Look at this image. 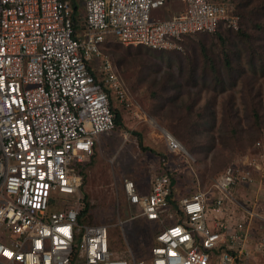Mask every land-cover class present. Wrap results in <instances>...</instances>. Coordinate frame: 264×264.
<instances>
[{"label": "built area", "instance_id": "1", "mask_svg": "<svg viewBox=\"0 0 264 264\" xmlns=\"http://www.w3.org/2000/svg\"><path fill=\"white\" fill-rule=\"evenodd\" d=\"M239 22L231 0H0V264H264L263 137L186 193L171 169L148 192L121 175L134 215L160 225L149 256L113 248L112 224L79 220L81 176L115 126L112 102L132 107L106 42L173 50ZM161 133L167 150L191 155Z\"/></svg>", "mask_w": 264, "mask_h": 264}, {"label": "rangeland", "instance_id": "2", "mask_svg": "<svg viewBox=\"0 0 264 264\" xmlns=\"http://www.w3.org/2000/svg\"><path fill=\"white\" fill-rule=\"evenodd\" d=\"M231 1L240 20V12H245L253 3V0ZM249 1L251 3L245 5ZM219 32L229 37H223L224 41H221ZM203 49L209 59L204 58ZM105 51L120 71L132 107L113 101L121 123L111 131L101 133L95 144L82 185V192L90 202L83 222L112 224L109 231L113 248L125 252L130 246L135 257H145L150 254L152 234L160 225L157 221L134 215L138 207L128 204L122 194L121 175L131 176L141 192H148L149 181L164 170L161 163L165 161L178 185L176 192L194 190L193 180L197 186L205 187L211 176L246 152L254 140L264 139V74L260 70L252 72L247 44L223 24L216 32L184 37L180 47L173 50H154L110 39L105 44ZM226 54L235 66L244 69L232 85L225 72ZM190 64L195 67L192 72ZM167 94L176 97L173 104L167 103L161 109ZM188 104L192 122L199 112L204 115L193 123L195 134L191 135L190 144L164 123L174 115L186 114ZM254 107L259 112L257 116L252 113ZM135 110L145 115L140 118L133 114ZM161 127L172 132L191 155L168 152ZM200 171L208 177L204 183L200 180ZM209 193L214 195L215 189L210 188ZM81 203L84 205V200ZM254 259L256 256L251 258Z\"/></svg>", "mask_w": 264, "mask_h": 264}, {"label": "trees", "instance_id": "3", "mask_svg": "<svg viewBox=\"0 0 264 264\" xmlns=\"http://www.w3.org/2000/svg\"><path fill=\"white\" fill-rule=\"evenodd\" d=\"M251 2H246L245 5L250 4ZM241 14V22L239 23V26L237 29H234L232 27L227 26V28L229 29V31H235L236 34H238V36L244 40V42L247 44V54H248V63L250 65V68L252 69V72H257L258 70H260L261 74H264V0H253V3L250 6H247V9L245 10V12H240ZM222 24H219L218 28L214 31L216 32L218 29L221 28ZM198 33H212V32H196L195 34ZM220 33V32H219ZM193 35V34H192ZM190 36V35H186L185 37ZM221 38V41H224L223 37H229V36H224L221 33L218 35ZM132 45V44H130ZM140 45V44H138ZM144 46V45H143ZM147 47V46H145ZM149 48V47H147ZM126 49H129V47H126ZM150 49H154V48H150ZM154 50H162V49H154ZM126 52V51H125ZM203 56L205 59H209L208 58V54L206 53L205 49H203ZM127 53V52H126ZM227 56V54H226ZM226 68H225V72L227 74V76L229 77V85H232L233 82H235L236 78L238 76H240L243 72V68L240 66H235L232 61L228 58V56L226 57ZM194 64H190L189 69L192 72L195 67L193 66ZM231 78H233V80H231ZM251 86V85H250ZM252 87V86H251ZM176 96H171L170 94H167L164 98V101L161 103V109L162 107H164L165 104L169 103V105L173 104V99ZM253 97V96H251ZM114 102H112V109L114 111V123L115 125L121 123L120 122V115L118 113V111L116 110V108L114 107ZM191 107V106H190ZM187 111L185 112L186 114H177L174 115V117L172 116L170 119L168 118L167 120L164 121V123L175 133L177 134L178 137H180L183 141H185V143L190 144L192 139L191 135L194 133L195 131H193V123H196L197 119H202L203 118V114L202 113H198V117L196 118V120H193V122L190 119V109H189V104L186 105ZM209 113H211V111H208ZM252 113H254L255 116L258 115V110L254 108H252ZM232 116H235L234 112H231ZM211 116V115H209ZM162 121V120H161ZM235 128H232V130H234ZM255 142V140H254ZM253 142V143H254ZM252 143V144H253ZM141 144V142H140ZM252 146V145H251ZM145 147V146H142ZM186 147V146H185ZM152 150V148H149ZM188 150V149H187ZM189 151V150H188ZM162 168L165 171L169 172V168L168 165L165 161H163L161 163ZM200 173V180L202 183H204L206 181V179L208 177L203 176L202 171L199 172ZM82 178V185L84 182V174H82L81 176ZM173 180V179H172ZM174 181V180H173ZM194 183L196 184V181H194ZM82 185H81V189H82ZM172 186L174 188V190H179L175 184L172 183ZM196 187V185H194ZM174 191H172V195H173ZM83 200H84V205L82 206V208L80 209L79 212V220L83 221L85 214L87 213L89 207H90V202L89 200L86 198V193H83ZM109 235H110V231H109ZM111 239V236H110ZM112 244V243H111Z\"/></svg>", "mask_w": 264, "mask_h": 264}, {"label": "crops", "instance_id": "4", "mask_svg": "<svg viewBox=\"0 0 264 264\" xmlns=\"http://www.w3.org/2000/svg\"><path fill=\"white\" fill-rule=\"evenodd\" d=\"M168 151V150H167ZM168 152H170V151H168ZM173 153V152H172ZM174 155H176L175 153H173ZM168 165V164H167Z\"/></svg>", "mask_w": 264, "mask_h": 264}]
</instances>
